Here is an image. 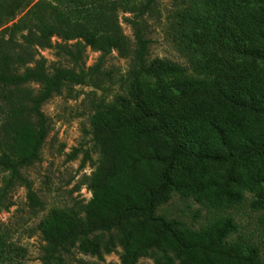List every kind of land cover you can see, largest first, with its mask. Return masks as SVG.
I'll use <instances>...</instances> for the list:
<instances>
[{"label": "trees", "instance_id": "trees-1", "mask_svg": "<svg viewBox=\"0 0 264 264\" xmlns=\"http://www.w3.org/2000/svg\"><path fill=\"white\" fill-rule=\"evenodd\" d=\"M192 2L179 13L189 74L149 59L144 18L156 0H0V212L14 207L19 186L32 211L43 207L24 170L42 160L50 134L44 105L67 88H100L113 52L131 59L127 96L96 103L90 120L99 155L86 178L92 197L41 221L42 264H66L74 249L104 260L117 248L121 264H264L255 244L233 240L231 216L196 230L158 214L174 195L215 211L250 196L252 211H264V0ZM120 14L133 15L125 21L135 45ZM88 49L99 54L89 68ZM43 50L72 67L50 72Z\"/></svg>", "mask_w": 264, "mask_h": 264}, {"label": "rangeland", "instance_id": "rangeland-1", "mask_svg": "<svg viewBox=\"0 0 264 264\" xmlns=\"http://www.w3.org/2000/svg\"><path fill=\"white\" fill-rule=\"evenodd\" d=\"M30 6L41 0H21ZM139 3L147 0H137ZM10 2V0H9ZM192 0H156L155 11L144 18L146 39L149 44V59H162L179 64L192 74L190 54L181 42L182 28L179 24V13L192 10ZM192 8V9H191ZM26 11L17 13L12 25L18 22ZM133 15L120 14L119 21L123 33L132 45L136 43L135 31L125 19ZM54 42L57 41L55 38ZM47 60L51 72L54 67L71 68L65 58H60L55 51H40ZM99 54L88 49L86 67L93 66ZM131 59L121 58L118 52L107 57L103 67L110 73L100 88L90 84L64 89L46 103L43 112L49 119L50 134L42 149V160L24 170V175L31 182L34 191L43 203V207L32 211L27 201V190L17 187L11 193L14 207L9 211L0 212V264H42L45 242L38 226L54 209H70L78 203H87L92 194L86 184V178L95 169L99 155L94 147L90 120L95 104L100 101L113 103L118 96H127L126 80L130 70ZM89 153L91 159H87ZM3 174L0 173V188ZM250 199L243 206L227 210L215 211L197 203L192 199H183L174 195L172 200L161 207L158 214L175 219L199 230L214 219L231 216L238 225V233L234 241L255 244L264 261V211L254 212L250 207ZM3 249V250H1ZM122 249L117 248L104 260L84 255L74 249L65 256L66 264H121ZM138 264H155L151 258H143Z\"/></svg>", "mask_w": 264, "mask_h": 264}]
</instances>
